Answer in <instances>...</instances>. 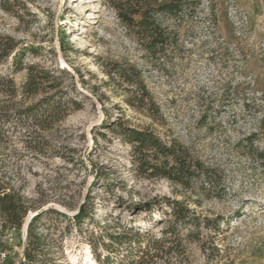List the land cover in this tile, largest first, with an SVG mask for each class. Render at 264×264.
<instances>
[{"label": "rangeland", "instance_id": "374dc122", "mask_svg": "<svg viewBox=\"0 0 264 264\" xmlns=\"http://www.w3.org/2000/svg\"><path fill=\"white\" fill-rule=\"evenodd\" d=\"M26 2L23 20L0 9V34L26 49V61L53 70L58 89L78 108L44 134L47 153H0V174L31 206L23 224L29 214L48 208L72 218L88 200L95 210L80 229L53 213L41 218L52 261L97 264L88 262L91 234L119 230L120 220L157 232L169 216L155 200L171 198L185 201L201 218L223 217L219 233L201 230L208 240L216 237L225 261L264 264V162L252 152L264 151V0H201L179 27V45L155 64L106 0ZM10 61L0 63L1 72L10 73ZM113 62L141 69L159 105L155 118L128 104L125 82L109 80L105 69ZM25 75L11 76L20 85ZM117 118L187 146L223 176L225 194L208 198L166 179L136 175L129 146L104 124ZM143 201L152 208L140 209ZM23 224L19 230L0 227L1 251L7 253L0 264H23ZM186 253L191 264L206 261L196 241H186Z\"/></svg>", "mask_w": 264, "mask_h": 264}, {"label": "trees", "instance_id": "16d2710c", "mask_svg": "<svg viewBox=\"0 0 264 264\" xmlns=\"http://www.w3.org/2000/svg\"><path fill=\"white\" fill-rule=\"evenodd\" d=\"M119 22L132 30L135 41L153 64L167 55L181 42L179 27L190 13H196L201 0H106ZM0 9L19 20L28 14L26 0H0ZM36 55L35 50H31ZM26 49H19L13 37L0 34V63L10 61V73L0 71V153L16 154L25 150L37 154L47 153L48 141L44 134L62 122L78 102L65 99L58 87L53 70L26 61ZM25 71V80L18 85L14 73ZM109 80L125 82L130 97L127 102L137 109H145L155 118L159 105L154 101L142 79V71L132 64L113 62L105 69ZM46 95L33 99L36 95ZM33 99V100H32ZM106 127L129 146L130 163L136 175L146 179H166L183 190L196 189L205 197L220 198L227 191L223 176L217 170L193 155L190 149L175 139L161 138L149 126L137 127L117 118ZM18 135L16 139L13 136ZM103 137L105 135H102ZM251 148V145H249ZM264 162V151H257ZM264 164V163H263ZM104 188L105 182L100 183ZM166 207L168 219L159 231L134 228L123 221H116V231L106 235H90L89 247L97 264H191L186 253V241H196L205 254L204 264H232L225 261V254L217 239H207L201 229L221 231L223 217L196 215L185 201L162 198L155 200ZM140 209L152 208L150 201H143ZM31 208L10 177L0 174V227L19 230L27 211ZM94 203L86 201L72 218L56 209L40 210L29 221L23 250V264L54 263L46 236L39 230L41 218L53 213L70 221L80 229L86 219L94 216ZM183 230H187L184 234ZM106 236V239L103 237ZM4 244L0 242V251ZM103 250L101 253L99 250Z\"/></svg>", "mask_w": 264, "mask_h": 264}, {"label": "water", "instance_id": "95a60500", "mask_svg": "<svg viewBox=\"0 0 264 264\" xmlns=\"http://www.w3.org/2000/svg\"><path fill=\"white\" fill-rule=\"evenodd\" d=\"M81 208V207H80ZM78 212V211H77ZM76 212V213H77ZM75 213V214H76ZM35 214H37V213H35ZM35 214H29V216L27 217V219H26V221H25V223L23 224V232H24V237H26V229H27V225H28V223H29V221H30V219L35 215ZM66 215H67V213H65Z\"/></svg>", "mask_w": 264, "mask_h": 264}, {"label": "built area", "instance_id": "2783aa9c", "mask_svg": "<svg viewBox=\"0 0 264 264\" xmlns=\"http://www.w3.org/2000/svg\"><path fill=\"white\" fill-rule=\"evenodd\" d=\"M7 257V253L5 251H0V259H5Z\"/></svg>", "mask_w": 264, "mask_h": 264}, {"label": "bare ground", "instance_id": "6f19581e", "mask_svg": "<svg viewBox=\"0 0 264 264\" xmlns=\"http://www.w3.org/2000/svg\"><path fill=\"white\" fill-rule=\"evenodd\" d=\"M90 261V263H94V260H93V258H89L88 259V262Z\"/></svg>", "mask_w": 264, "mask_h": 264}]
</instances>
